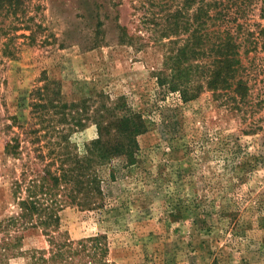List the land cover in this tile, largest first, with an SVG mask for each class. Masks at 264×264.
<instances>
[{"label": "rangeland", "instance_id": "rangeland-1", "mask_svg": "<svg viewBox=\"0 0 264 264\" xmlns=\"http://www.w3.org/2000/svg\"><path fill=\"white\" fill-rule=\"evenodd\" d=\"M250 1L234 0L260 42L241 50L252 96L244 114L211 91L186 101L161 84L187 35L166 36L182 0L1 1L0 222L20 213L26 184L14 196L12 183L27 161L38 174L55 170L51 153L85 157L102 134L127 146L120 119L140 117L134 162L99 166L101 205H65L60 231L106 237L115 264H264V0ZM15 137L16 157L5 151ZM22 237L19 253L50 246L43 227ZM17 256L8 264H29Z\"/></svg>", "mask_w": 264, "mask_h": 264}, {"label": "trees", "instance_id": "trees-1", "mask_svg": "<svg viewBox=\"0 0 264 264\" xmlns=\"http://www.w3.org/2000/svg\"><path fill=\"white\" fill-rule=\"evenodd\" d=\"M236 5L234 0H182L169 12L166 30L170 32L166 36L187 35L181 46L168 52L159 79L162 85L178 90L186 101L195 99L205 89L217 100L244 114L252 103V96L248 80L244 78L248 70L242 63L241 50H245V54L253 53L260 42L247 24L239 22L247 8ZM240 33L247 35L243 42L238 37ZM167 71L171 72L170 80L163 77ZM141 121L140 117L130 116L120 119L118 134L128 138L127 146L113 145L103 140L102 134L89 144L85 157L68 153L65 159L51 153V161L60 163L55 170L53 164H48L38 174L33 168L34 161L22 165L25 178L12 183L13 195L18 196L26 184L27 196L18 197L20 213L0 222V233L4 234L0 238V264H8L18 258L17 254L29 264H115L108 259L106 237L72 241L60 231L59 212L67 204L88 210L101 205L97 168L120 159L127 164L134 162L137 148L134 140L145 127ZM19 145L20 141L13 138L5 146L6 153L20 156ZM39 158L44 161L47 156L41 154ZM29 176L31 179L27 178ZM36 227H43L49 248L19 253L23 233Z\"/></svg>", "mask_w": 264, "mask_h": 264}]
</instances>
